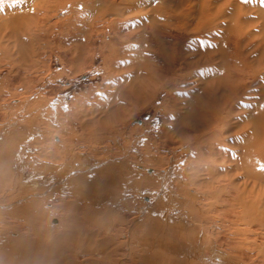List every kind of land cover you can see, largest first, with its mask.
<instances>
[{
    "label": "rangeland",
    "instance_id": "rangeland-1",
    "mask_svg": "<svg viewBox=\"0 0 264 264\" xmlns=\"http://www.w3.org/2000/svg\"><path fill=\"white\" fill-rule=\"evenodd\" d=\"M26 2H27V0H26ZM214 2L216 4L220 3V2L223 3L224 0H220V1L214 0ZM28 3L29 2H27V4ZM10 5H11V0H5V3L3 6L4 10H3V12H0V24H2V29H3V30H1V32L3 33V34L1 33L2 37H0V49L2 50V51L0 50V52H1L0 53V148H1L0 150L2 151L1 154H3V155L5 154V157H3V159L2 158L0 159V160H2L1 161L2 163H5V164H1V162H0V165L2 166V167H0V179H2V180H0V187H1L0 188V214L1 213L6 214V216L8 217V218H6L7 222H11L8 219H10L12 216L13 217L16 216V218L20 217L18 220H19V222L23 223V221H24L23 218H25L26 216L24 214L18 213L16 211V209H17L16 207L21 206L20 202L21 203L23 202V204L25 202V204H27L26 202H29L34 197H36V195L33 197V195H32L33 193L30 194V191L32 188L29 189V187H28V189L30 190L29 191L28 189L26 190L27 187L23 189V187L21 185V187H22V189H21L19 184L15 185V183H16L15 179L17 177H16V172L13 170V168H15V167L17 168V165L18 164L20 165V163L23 166L24 157L22 155H24V153L29 154V152H31L30 156L33 155V156H31V158L33 160V161L31 160L33 162V166L37 167L38 169H41L42 166H46V169H47V166H48L46 178L47 177L49 178L50 175L54 176L55 173L57 172V170H58V172L61 171L60 168L64 164L65 170H63V173L68 174L67 180L70 181V180L76 178L77 176L81 175L80 172L79 173L73 172V169H78L81 167H87V165L90 164L92 161L102 159L103 157H105L107 155H109V156H107L108 158L103 159L100 163H97L96 165H95V163H91L89 165V166H91L90 169L100 170L106 163L108 164V163L113 162L114 160H112V161L110 160V158H111L110 155H112L114 153L113 150L116 147L114 142L118 139H123V141L122 140L121 141L123 143H125L128 147H131V149L136 148L135 151L133 150V153L131 152V155L138 156L139 159L142 160V163L143 162L148 163V164L144 163V164H147V170H144L139 166L138 169H140V172H142V173H140V174L135 173L137 178H138V176L141 178V177H143V173H145L147 175L148 174L152 175L155 171V168L152 166L153 164L149 163V159H155L156 161L158 160V162H159L160 157L162 156V153H165L164 155L167 154L166 156H169V154L172 153L174 156V154H175L174 152H176V155L183 152V150L180 151L181 148L177 149L179 147V143H180L179 140L181 138L180 137L181 133L177 132V129L175 128L174 125L179 124V123H185V120L180 121L182 117L179 115H177V117L175 118V123H171L173 120L170 119V116L173 112L175 114H178V112L175 108H176V106L179 107V103H180V106H183V105L185 106V104L182 103L184 101V102H187L186 104L188 106H190V102H188L189 98L194 97L196 95H199L200 99L203 97V99L201 100V103L199 104V109L203 113L206 112L209 115L213 114V113H211V111L214 112L215 110L220 108V105L222 103L223 104L226 103L227 106H230V104L232 103V101L230 102V100L233 97V95L229 91H227L226 93H223V95H221V97L217 96V98H216L217 101H216L215 107L209 109V107H207L206 104L204 103L206 100V99L204 100V98L206 96H205V89H203V87H204L203 83H194L192 85L190 84L188 87H186L185 90H183V88H180L181 89L180 91H176V89H172V90L167 89L164 87V85L163 86L161 85L159 88L153 89L152 91H148L146 89V87H144V84L146 86L147 81H149V80L152 81L153 83H156L158 81V79H160V77L166 78V77L174 76L172 73L166 72V74L165 73L162 74L160 71H158V68L161 67L162 63L164 64V66L168 67L166 65L167 62L165 61V58H167L169 55H172V53L174 51H178V53H179L178 55L181 56V60H183L185 58L186 63H188V62L195 63V65L202 63L204 66L212 65L210 62L216 61V58L218 56L216 54H217V51H219L218 48H221V47H219V44H220V41L222 42V37L219 36V35H221V34H219V32L215 31V33H214V31L213 32L209 31V33H208V31H202V33L204 35L197 36L195 39H193V37H190L191 38L190 39V38H187L191 35L190 33H187L184 31L183 32L171 31L172 33L174 32L173 35H175V36L180 35V36H176V37L174 36V38H172V39L169 38V36H167L165 39L162 38V40H161L160 39L161 37L153 35L152 29L147 30L146 29L147 26L143 27V25H141L139 23L132 24V22H131L132 19L130 20L131 24L130 23L127 24V28L124 27V23L119 24L120 21L116 25H111L110 27L109 26L106 27L105 26L106 23L104 24V23H101V21H97L99 24L97 25V22H96V25L99 27L95 28V31L86 32L84 34L86 37L82 38L83 43L86 40L88 41L87 42L88 48L86 46H83L81 49L80 45H79L78 49H80L81 51L78 50V52H77V48L75 46V43L78 40L77 37L80 38L81 33L78 31L74 33L72 30H70L68 27H66L69 24V20L71 21V19L69 17L70 13L68 14V12L66 13V11L63 12V10H61L62 8L61 9L57 8V10H59V11L55 10L56 12L54 11L53 12L54 14H51V13L49 14V17H48L49 21H48V19H46V21L44 19L42 22H40L37 25L39 28L45 27L46 29H48L47 31L45 30L46 33L44 32L43 29L41 30L43 33L40 30H38L39 32L36 31L35 29L38 27H36L35 29H34V27H30L29 29L31 31L33 30V32H34V33H32V36H30V34H31L30 30L27 29L28 32H26V33H25V31H24V33H20V30H19L20 29L19 23L22 20L23 15L25 13H28V7H26L25 5L21 6V7H11L12 5L11 6ZM29 9H30V6H29ZM66 9L68 10V7H66ZM184 9H181V11L184 12V14L188 13V10L186 12ZM34 14H35L34 12L32 13L30 11V14H28V15L31 17ZM133 14H135L134 11L132 14H130L128 16H132ZM16 17L18 19H16ZM67 17H69V18H67ZM57 19H58V21H57ZM60 20L61 21L64 20V21L61 22ZM59 21H60V24H59ZM65 22L67 24H65ZM11 24H14V26H12V28H11ZM46 24L50 25L51 27L49 28V26ZM53 24H54V26H53ZM60 25H61V27L65 26L63 30H62L63 27L61 28ZM137 25H140V26H137ZM121 26L124 27V29ZM111 28H113V29H111ZM65 29L67 30V32H65L66 31ZM107 29H108V31H107ZM58 30H60L61 32ZM111 30L112 31L115 30V31H113V33H112ZM122 30H123V32H121ZM124 31H126V32H124ZM35 32L37 33V35L35 34ZM53 33H54V35H53ZM62 33H63V36L61 35ZM76 33H77V35H75ZM116 33L119 35H117ZM184 33H186V35ZM34 34L36 36H34ZM38 34L40 36H38ZM43 34H44V36H43ZM46 34H47V37H46ZM142 36H143V38H142ZM32 37H37V38H35L36 41L39 40L38 43H33L34 45L38 46V44L40 43L39 45H43V46H42V49L40 48L41 50H39V49L36 50V53H35L36 56L35 55L32 56L30 54V59H29V57L27 59V57L25 56L26 53L28 55V53H30V51L32 50V48H31L32 46L30 45V44H32L31 42L34 41V38H32ZM81 37H82V35H81ZM251 37L252 36H250L247 40L245 39V41H243L244 43L241 46V49L243 50V54L244 55H250L251 57L249 56V60H254L258 57V53L261 51L260 56L262 54V56H261L262 58L259 57L260 61H259V59H257V61L260 62V64L262 63V65H264V49L262 47L263 45H261L260 41L257 38L251 39ZM31 38H32V40H31ZM140 38H142L143 40ZM202 38H204V39H202ZM217 38H219V39L221 38L220 41ZM29 39H30V41H29ZM216 39H217V41H216ZM158 40L161 41L164 45L161 42H159ZM144 41L147 44L144 43ZM213 41H214V43H213ZM141 42L144 44V47H142L143 44H141ZM151 42H154V43H151ZM166 42H167V44H166ZM215 42H216V44H215ZM190 43L191 44L193 43V44L191 45ZM196 43H198V44H196ZM212 44L215 45L216 47L208 48L209 45H212ZM28 45H29V47H28ZM204 46L206 47V49ZM197 47L199 49H201L202 51L196 52L195 49ZM227 48H228V50H231L232 45L230 42H229V45ZM139 49H141V50H139ZM147 49L149 51H147ZM203 49L206 52H203ZM211 49H212V51H210ZM82 50H83V52H82ZM193 50H194V52H193ZM40 51H42V52H40ZM79 51L82 53V55ZM24 53H25V55H24ZM113 53H114V55H113ZM137 53H138V55H137ZM158 53L160 56H158ZM198 54H199V56H198ZM209 54H211L212 56L209 57L210 59L208 62L207 61L205 62L204 60H202V61L199 60V57L201 55H203L204 57H207V56H210ZM111 55H112V57H111ZM163 55H164V57H163ZM191 55L194 57H192ZM76 57L80 58V60H79L80 62L78 61V59ZM191 58H193V59H191ZM109 59L111 61H109ZM143 60L144 61L146 60V61L144 62ZM142 62H144V64ZM114 64H116L118 67L115 66ZM35 65H37V66H35ZM148 65H150L151 67ZM152 65H154V66H152ZM114 67H116V68L113 69ZM151 70H152V73L149 72ZM154 71H157V72H154ZM262 71H263L261 74L262 78L259 75L258 79H256L254 84H252L249 87V89H251V88H253V89L248 90V92L245 93L243 97H241L240 99H237L231 105L232 110L235 111V113H233L234 111L230 110V115H229V118H230L229 126H230L231 134L233 136L236 135V136L240 137L239 138L240 141L244 142V143L247 142L249 135L252 134V133L250 134V131L253 132L251 130L252 127L250 128V125L252 126V124L254 122H256V120L258 119V118H256L257 116H255V114L259 110V104L262 100V97H261L262 91L264 89V87H263V85H264V83H263L264 82V70L262 69ZM148 72H149V74H148ZM153 72H154L155 76L153 75ZM136 73L139 75V77ZM208 73H209V70H208ZM212 75L213 74L208 75L210 79H211ZM155 77H156V79H155ZM149 78H151V79H149ZM190 80H192V79H190ZM139 81H141V82H139ZM209 82H211V80H209ZM140 84L142 85V88H140V86H141ZM158 85H159V83H158ZM245 86H247V85L245 84ZM131 88H132V90H131ZM143 88H145V89H143ZM187 88L193 89L188 95L186 94L187 90H188ZM138 89H139V91H138ZM168 90L171 91L170 99H168L169 98L168 97ZM219 91L221 92V90H219ZM137 94H140V95H138V98L136 97ZM212 100L215 103L214 99H212ZM174 103H176L177 105L174 106L175 105ZM124 118H125V120H123ZM164 118H165V120H164ZM248 118H249V120H247ZM239 119H242V120H239ZM254 119H255V121H254ZM119 121H121L122 123ZM109 122H110V124H109ZM114 123H116V124H114ZM117 123H118V125H117ZM122 124H125V126L123 127L124 131H125L124 137H121ZM232 124L233 125L235 124V125L232 126ZM248 124H249V126H248ZM255 124L256 123L253 124L254 128H255ZM239 125L240 126L242 125V126L240 127ZM180 126L185 127L186 123L182 124ZM245 128H247L248 130L245 131L246 130ZM16 130H18V131H16ZM200 130L201 129L199 127L196 130L190 132V134H192L193 132L198 133ZM108 131H110V133ZM111 131L112 132L115 131V132L111 133ZM262 131H263V129H262ZM12 132H14V134ZM162 133H164V134H162ZM259 134H261V133H259ZM63 136H64V139H63ZM226 137L229 138L230 135L226 136ZM246 137H248V138H246ZM140 140H141V142H140ZM63 142L69 144L71 149L73 148L72 151L75 154L77 153V154L81 155V157L78 155L79 158H77L78 160H76V161L75 160L74 161L69 160L68 156L65 158L62 157V159L61 158L59 159L58 157L61 153L57 152V150L55 148L57 146L60 147L61 145H63ZM98 142H100L99 143L100 146H99ZM223 142H224V140H222V142H220V143H223ZM27 144L30 146H28ZM95 144H98V145H95ZM235 145H236V143H235ZM27 146H28L30 151H25ZM164 146H167V147H164ZM173 146L177 150L171 151L170 148ZM98 147H99V149L102 148L101 151L98 149ZM226 147H227V145H226ZM85 148H87V149H85ZM137 148H138V150H137ZM147 148H149L153 151V155H154L153 158L146 156L147 155L146 154ZM96 149H98V150H96ZM215 150H217V146H215ZM21 153H22V155H20ZM54 153H55V155H54ZM6 156H7V158H6ZM16 156L20 159V160H18V164L15 162V164H17V165H15V167L8 166L11 162H12L11 164H13V159H16V161H17L18 158H16ZM5 158L7 160H4ZM63 159H65V161L67 163L65 161H63ZM84 159H87L86 162L84 161ZM181 159L182 158H180V157L178 158L179 161ZM3 160H4V162H3ZM8 161H9V163L7 165ZM4 167L6 168V170ZM19 167H21V166H19ZM1 168H4L5 171ZM161 168L163 169L164 167L163 166L158 167L159 171ZM181 169H185V165L184 166L182 165ZM7 170L10 171L11 173L8 172ZM70 170H72V171H70ZM2 171H4L5 173H3ZM188 172H189V167L186 168V174L185 175H187ZM73 173H75V174H73ZM234 173L235 172H232L231 174L234 175ZM86 174H89V173H87V172L83 173V175H86ZM70 175H73V176L75 175V176L70 177ZM103 175L93 174V175L88 176V178H85V180L83 179V182H80L78 185L77 184H76V186H75V184L72 185V187L75 186L73 189L75 191L74 197H76L79 200L82 197L81 201H83L84 203H88V202L93 201L92 199H94V198H92V196H90V194H93V197H95L96 201L102 200L101 197L102 196L105 197L111 191V189L109 190V188H112V186H113L112 185L113 182L111 180L110 181H108V180L99 181L98 178L100 176H103ZM123 176H124V173H123ZM95 177L96 178L98 177L97 180L95 179ZM128 177L126 176L125 178L127 180L129 179L128 181L129 182L131 181L133 183L132 184V186H133L134 182L131 180V178H128ZM137 178H136V180L140 179V178H138V179ZM189 178L190 177L183 176V178H181V179H183L184 181L187 182V181H190ZM105 179H107V178H104V180ZM126 179H124V180H126ZM187 179H189V180H187ZM55 180L56 179L53 178L52 183H55V185L52 186V188H51L52 190L54 187H56V188H54V190H56L58 188V186H60V184ZM87 180L89 181V186H87V184H88ZM127 180H126V182L129 183ZM175 180L176 179L171 180L172 184L174 182L176 183ZM94 181H96V182H94ZM98 181L100 183L103 182V185H101ZM59 182H61V181L59 180ZM126 182L124 183V185L127 184ZM148 182L150 184L149 183L146 184V186H144V189H142L143 187L141 189L140 188L137 189L134 186L132 187L130 185L131 183H129V185L128 184L126 185V186H128V188L131 186L130 189L135 188L136 190H138L136 192L135 189L134 190L131 189L130 193L131 192L132 193L126 198V201L123 200L124 202L121 201V203H118L120 206L122 205L126 209H124V207L120 208V206L117 203H115V206H114V204L113 205L109 204V206H108V204L106 205V203L100 202L102 205H104L106 212H108L109 214L111 212V216L109 214H107L108 218L113 217V215H114V217L112 219V221L114 223V229H112L108 233V235H107V233H105L104 237L108 238V239L110 238L111 241H110V243L107 244L108 247L106 245H104L103 248H101V250L97 251L98 254L95 252H93V254L92 253H86L84 251L85 250L84 246L86 243H89V239H90V236L86 232H83L82 233L83 235L81 234L82 236L79 235L80 230H74L69 235H63V233L60 232V231H62V226H63L61 220H64L63 219L64 217L62 218V209L60 208V205H59V204H62L60 201V199L62 198V195H61V193H58L57 191H56V193H54V195L49 194L48 187L46 185L43 188V191L47 192V193H45L46 195H44V197L40 196L42 198L39 201H41L42 203L40 202V204H38V202H37L35 204V206L36 205L37 206L36 207L33 206L34 208L31 210V212H32L31 216L36 214L38 211L37 214H39V216L41 217L40 218L41 222H43L42 228L47 230L45 235L38 234L37 240L40 242L39 245L48 246V250H49V248L54 247V246H55V248H51L48 251L47 259L43 258L46 255L40 254V253L35 251V253L33 254V256L31 258L28 259V255H25L22 262H15L14 263L12 261V262H10V264H57V263L58 264H77L78 262H79L78 264H80V263L81 264H84V263L85 264H87V263L88 264H97V263L98 264L99 263L100 264H108V263L109 264H134L136 262H134L133 259L137 260V263H141V260H142V263L145 264L146 261L148 260V255H151L149 253L150 252L152 253L151 250H153L157 247H159L160 249H164L165 245L167 243L168 244H170V242H172V244L175 243L174 242L175 236L172 235L171 232H168L167 234H166V232H162L163 234L165 233L164 234L165 236L163 234L161 236V233L158 232L160 234L161 238L165 237L166 244H164L165 243L164 238L162 240L159 236L157 237V235H159V234H157L155 236L153 234L152 235L145 234V236H147V237L144 238V236H142L143 233L139 232V235H138V233H136L135 237L141 236L140 238H142L143 240L144 239L147 240L149 238L150 240H153L154 244H156L161 239L162 243H160V241L158 243H160V245L163 244V246L162 245L158 246V243H157V245H155L157 247H153V249H151V250L148 249L150 251L144 249V250H146L145 255H146V253L148 255L140 256V260L137 257H135V258L131 257L132 259L130 258L131 259L130 260L128 258V256L125 255L126 254L125 246L121 244L122 239L124 240L123 235L126 233L125 227L128 226V228L130 227L129 229H131L132 224H131V222L130 223H128V222L131 221L133 218L137 217L136 213L139 210L140 203L145 205L146 203H148L150 201L149 197L146 196V195H148L147 191L150 192V191H152V189L154 190V188L156 186L151 181H148ZM224 183L225 182H222V185ZM96 184H98V185H96ZM6 185L8 187L4 188V186H6ZM25 186H26V184H25ZM105 186L106 187L109 186V188H108L109 192L107 191ZM77 187H79V188L77 189ZM90 187L92 189H90V191H88ZM102 187H105L106 190L104 188H103V190L107 194L104 192H103L104 193L103 194L101 192ZM123 187L124 186H122L121 188L124 189L125 187L124 188ZM146 187H148V188H146ZM46 188H47V190H46ZM93 188L97 189L98 191L97 190L95 191ZM186 188L189 189L190 187L186 186ZM191 188H194V187L191 186ZM82 189H85V192L82 191ZM86 189L89 193H86ZM73 190L70 189L68 194L66 195L67 197H70L72 200H74L73 199L74 197H73V195L71 197L70 193L73 192ZM78 190H80L81 192H84V193H81ZM141 190H142V192H140ZM144 190L146 192H144ZM199 190L202 191V192H200V196H203L204 199H202L200 197V199L197 202L196 209L197 210L201 209L202 212H205V214H206V215L204 214L205 219L209 218L208 220L210 222L208 225L210 226V230H211V236L210 235L209 236L213 239V242H214V245L216 246V249H219V250L223 249L224 250V248L226 247L225 249H229L230 251L231 250L233 251V254H232V251L229 252L228 250H224L225 255L230 254V257L231 256L233 257V260H231L230 264H264V237H262V235L260 237L258 236L256 239H254L255 242L253 243L252 242L253 236L249 235V233H246V232H245L246 234H242L241 233L242 228L239 229L238 226H236V225L233 226V224H231V221L233 220L234 217H232L231 214H229V212L226 211V208H225V211L222 209V207L227 206V205H224V201H223V203H220L221 199H217V201H214V199H213V201H214L213 202L214 207H212L213 210L212 209L208 210L209 204L212 202V200L211 201H210V199L207 200L206 190H204L203 188H200ZM94 191H95V193H94ZM79 192H80V194H79ZM100 192H101L102 196L101 195L99 196ZM85 193L88 195L81 196L82 194H85ZM144 193L146 195H144ZM209 194H210V192H209ZM223 196L224 195L221 194L220 198H223ZM85 197H88V198H85ZM89 197H91V198H89ZM76 198H75V200H76ZM83 198H84V200H83ZM187 198L188 197H186V195H181L179 200L182 201V200L187 199ZM86 199L87 200L89 199L88 202L86 201ZM107 199H108V197H107ZM205 199L207 200L206 203L203 202ZM129 200L130 201L131 200H137V201H135L136 203H134V202H130ZM127 201H129V202L126 203ZM83 202L80 203L81 204L80 206H83V204H84ZM137 203H139V205ZM125 204H129L128 205L129 207L125 206ZM116 205H117L118 209H120V211L116 208ZM130 205H132V206H130ZM180 205H182V204H180L178 202V204L175 203L176 207L175 206L174 207L178 208L179 210L186 209V207L180 206ZM216 205H218V206H216ZM110 206H111V209H113V212L111 211V209L109 211ZM137 206H139V207H137ZM130 207H132V208H130ZM182 207H184V208H182ZM127 208L129 210H127ZM114 209L117 212L114 211ZM121 209L124 211H121ZM234 209L239 211V209L237 207ZM216 210L217 211L219 210V212H217ZM15 212H17L19 216ZM4 214H1V216H3ZM119 215H120V217H119ZM31 216H30V218H31ZM121 216H122V218H121ZM178 216L179 215L176 214V216H174V218L178 217ZM198 216L199 215L194 217V216L190 215L188 217V220L186 218V220L188 221V225H190L189 227H193V225H195L197 223L198 219L200 218V216H199V218H197ZM116 217H119L118 218L119 221L117 220ZM121 219H123L122 222H124L125 220L126 221L124 222V224L121 223V225H120L119 222L121 221ZM11 220L13 221V219H11ZM80 220H83V218ZM234 220H236V222H237V218H234ZM53 221H57V223H55ZM115 221L120 226L118 224H116V227H115ZM137 221H139V219L135 220V222H137ZM223 223H225L227 226ZM229 224L233 230L231 229L230 226H228ZM47 225L49 227H52V228L55 227L54 231L49 230ZM117 228H118V230H117ZM121 229H122V232H119ZM131 232H132V230L128 231L127 234H129ZM144 232H145V229H144ZM11 234H13V236ZM56 234H58V235H56ZM117 234L119 235V237ZM59 235H60V237H59ZM70 235L72 238L70 237ZM236 235L239 237H236ZM242 235L245 237V239H244V237L241 238ZM7 236H8V238H13L16 236V233L13 231H10V232L7 231L5 234H3V233L1 234V237H7ZM75 236H76V238L78 237L79 239L82 238L80 240L84 241V242L83 243L77 242L79 239H76ZM106 236H108V237H106ZM130 236H132V235H130ZM62 237L64 239H62ZM65 237L67 238V241L65 240ZM83 237H84V240H83ZM246 237H249L250 239L249 238L246 239ZM166 238H168V239H166ZM234 238H236V239H234ZM72 239H73V241H72ZM157 239H159V240H157ZM170 239L172 241H170ZM116 240L118 242H116ZM134 240H135V238H134ZM154 240L155 241L157 240V241L155 242ZM114 241L116 243H114ZM142 241L141 242L135 241L134 244L133 243H130V244L135 245V246H132L131 248L136 250L139 254L144 255V253H142V252H144L142 249ZM47 242H48V244H47ZM65 242H67V243H65ZM249 242H251L252 244ZM43 243H44V245H43ZM72 243L75 246H73ZM75 243L78 245V247L76 246ZM168 244H167V248L169 247ZM2 245L3 244H1L0 247ZM116 245H118V246H116ZM59 246H61V247H59ZM89 246L91 248V243L89 244ZM57 247H59V248L57 249ZM105 247H107V250H105L106 249ZM120 247H123V248H120ZM61 248H62V250H59ZM108 248H110V249H108ZM159 248H157V249H159ZM63 249L65 251H63ZM72 250H75L76 253ZM77 250L79 251L78 253H77ZM119 250H121V251H119ZM139 250H141V253ZM164 250L167 253H169L168 252L169 250H166V249H164ZM236 250H238V251H236ZM0 251H2V250L0 249ZM51 251H52V254H50ZM117 251L120 253L118 254ZM110 252H112V255ZM115 252H116V254L114 255ZM43 253H45V252H43ZM58 253H60V254H58ZM64 253H65V256H64ZM83 253L85 254V256ZM108 253H110V254L108 255ZM211 253L212 252H210L208 254V252H207V255H213ZM234 253H235V255H234ZM49 254H50V256H49ZM54 254H56V255H54ZM75 254H77V255H75ZM57 255H60L59 258L57 257ZM82 255H83V257H82ZM86 255H88V256H86ZM124 255H125V257H124ZM237 255H239V256H237ZM52 256H53V259H52ZM91 256H92V258H91ZM179 257H180L179 258L180 260H181V258H183L182 255ZM118 259H121V260L119 262H117ZM216 260H218V259H216ZM216 260L214 259L213 261L211 260L212 262H210V261L209 262L207 261V262H208V264H216V262H217ZM138 261H140V262H138ZM237 261L240 263H238ZM170 262H171V259H170ZM0 264H4V263L1 262Z\"/></svg>",
    "mask_w": 264,
    "mask_h": 264
},
{
    "label": "bare ground",
    "instance_id": "bare-ground-1",
    "mask_svg": "<svg viewBox=\"0 0 264 264\" xmlns=\"http://www.w3.org/2000/svg\"><path fill=\"white\" fill-rule=\"evenodd\" d=\"M27 2H29V3L27 4ZM27 2L25 4V6L28 7V13H25L23 15L22 20L19 23L20 24V29H19L20 33H24V31H25V33L28 32L27 29L30 30L29 29L30 27H34V29H35L36 27H38L37 25L40 22H42L44 19H45V21H46V19H48L50 13L54 14L53 12L55 10L59 11V10H57V8H60V9L62 8L61 10H63V12L66 11V13L67 12H68V14L70 13L69 17H70L71 21L69 20V24L66 27H68L74 33L78 31L82 35V37L80 35V38L77 37V39H78L76 41L77 44L75 43V46L77 48V52H78V50H80V49H78L79 45H80L81 49L83 46H86L88 48V43H87L88 41L86 40L83 43L82 38L86 37L84 35L86 32L95 31V28L99 27V26H97L99 24L97 21H101V23H104V24L106 23L105 24L106 27L107 26L110 27L111 25H116L120 21L119 24L124 23V27L127 28V24H129L130 20L132 19L133 20V21L131 20L132 24L139 23V24L143 25V27L147 26L146 29L147 30L152 29L153 35L161 37L160 38L161 40H162V38L165 39L167 36H169V38H171V39L174 38V36H175V35H173L174 32L172 33L171 31H175V32H177V31L183 32L184 31V32L190 33L191 35L187 38L193 37V39H195L197 36L204 35L202 33V31H208V33H209V31H211V32L214 31V33H215V31L219 32V34H221L219 36L222 37V42L220 41L221 38L220 39L217 38V39L220 41L219 47H221V48H218L219 51L216 50L217 51L216 55H218V56L216 58V61L210 62L212 65L204 66L200 62H199L200 64H197V65H195V63H190V62H188L189 63L188 64L185 62V58L183 60H181V56L178 55L179 54L178 51H174L172 53V55H169L167 58H165V61L167 62L166 65L168 67L164 66V64L162 63L161 67L158 68V71H160L162 74H164V73L166 74V72H168V73H172L174 76L166 77V78L160 77V79H158V81H157L159 83V85L157 82H156L157 83L156 84V83H153L152 81L149 80V81H147L146 86L144 84V87H146V89L148 91H152L153 89H157L161 85L162 86L164 85V87L167 89H171V90L176 89V91H180L181 90L180 88H183V90H185L186 87H188L190 84L192 85L194 83H203V85H204L203 89H205V96H206L204 98V100L206 99L204 103L206 104L207 107H209V109L215 107L216 101H217V99H216L217 96L221 97V95H223V93H226L227 91H229L233 95V97L230 100V102L232 101L230 106H227L226 103H224V104L222 103L220 105V108H218L214 112L211 111V113H213L212 115H209L206 112L203 113L199 109V104L201 103V100L203 99V97L200 99L199 95H196L194 97L189 98L188 102H190V106H188L186 104L187 102H184V101L182 103H184L185 106L184 105L180 106V103H179V107H178V106H176L177 104L174 103L175 104L174 106H176L175 109L177 110L178 114H175L174 112L171 114L170 119L173 120V121L171 120L172 121L171 123H175V118L177 117V115L182 117L180 121L185 120V123H186L185 127L180 126V125L185 124V123H179V124L174 125L175 128L177 129V132L181 133V136H180L181 138H180V140L178 139L180 143H179V147L177 149L181 148L180 151L183 150V152L180 154H177V155H176V152H174L175 153L174 156L172 153H170L169 156H166L167 154L164 155L165 153H162V156L160 157L159 162H158V160L156 161L155 159H149V163L153 164L152 166L155 168V171L152 175L148 174L149 176L147 174L143 173V177L140 178L138 176V178H140L139 180H136L137 176L135 175V173L136 174L142 173V172H140V169H138L139 166L142 169L147 170V164L148 163L147 162L142 163V160H140L138 156L131 155V152L133 153V150L135 151L136 148L131 149V147H128L125 143L122 142L123 139H118V140H116L117 142L116 141L114 142L116 147L113 150L114 153L111 151L113 154L110 155V157H111L110 160L111 161L114 160L113 162L108 163V164L106 163L100 170H92V169H90L91 166H89L91 163H95V165H96L97 163H100L103 159L108 158L107 156H109V155H107V156H105L99 160L93 159L94 161H92L90 164H88L87 167H81L78 169H73V172H78V173L80 172L81 175L77 176L74 179L71 178L72 180H70V181L67 180L68 174L63 173V170H65L64 164L60 168L61 171L58 172V170L56 169L57 172L55 173L54 176L50 175L49 178L48 177L46 178L48 166H47V169H46V166H42V168L40 167L41 169H38L37 167L33 166V162H32L33 160L31 158V156H33V155L30 156L31 152H29V154L24 153V155H22V153L20 154L24 157L23 166L20 162H19L20 165L18 164V160H20L19 159L20 157L18 155L17 156L19 158L16 156V158H18L17 161H16V159H13L14 158L13 157L12 158L13 164H11L12 163L11 162L10 163L11 165L10 164L8 165V163H9V161H8L7 165L15 167V165L18 164L19 166H21V167H19L17 165V168L16 167L13 168V170L16 172V177H17V178L15 177L16 178L15 179L16 180L15 185L19 184L20 187L22 185L23 189L27 187L26 190L28 189V187H29V189L32 188L31 191L29 189L28 190L30 191V194L33 193L32 194L33 197L35 195H36V197H34L29 202H26L27 204H25V202H24L25 205L23 204V202L22 203L20 202L21 206L16 207L17 208L16 211L18 213L24 214L26 216L25 218H23V220H24L23 223L19 222L18 219L20 217L16 218V216L15 217L12 216L10 219H8L11 222H7L6 218H8V217L6 216V214L1 213V214H4L3 216H1V214H0V245L3 244L0 247V249L2 250V251H0V263L2 262L4 264H10V262H12V261L14 263L15 262H22L25 255H28V259H29L33 256L35 251L40 253V254L46 255L43 258L47 259L48 251L51 248H55V246L53 245L54 247H51L48 250V246L39 245L40 242L37 240L38 234L45 235L47 230L42 228L43 222H41V219H40L41 217L39 216V214H37L38 211H37V213L35 212L36 214L31 216L32 215L31 210L37 206V205L35 206V204L37 202H38V204H40V202H41V201H39L42 198L40 196L44 197V195H46L45 193H47V192L43 191V188L46 185L48 187L49 194L54 195V193H56V191H57L58 193H61V195H62V198L60 199L62 204H59V205H60V208L62 209V218L64 217L63 218L64 220H61L63 226L61 225L62 231H60V232L63 233V235H69L74 230H80L79 235H81L83 232H86L90 236V239H89V243H86V242H85L86 244L84 243L85 244V246H84L85 250L84 251L86 253H92V254H93V252L97 253V251L101 250V248H103L104 245L107 246V244L110 243V241H111L110 238H109L110 239L109 240L108 238L104 237L105 233H107V235H108V233L112 229H114V223L112 221L114 215L112 214L113 217L108 218L107 214H109V213L106 212L104 205H102L100 202L106 203V205L108 204V206H109V204H112V205L114 204V206H115V203L118 204V203H121V201L124 202L123 200L126 201V198L132 193V192L130 193V191L132 189V188L130 189V187L133 184L131 181L130 182L128 181L129 179L127 180L125 178L126 176L127 177L129 176L128 178H131V180L134 182L133 186L137 189H139V188L141 189L142 187H143L142 189H144V186H146V184L149 183L148 181H151L152 183H154L156 185L154 190L152 189V191H150V192L147 191L148 195H146L144 193V195L149 197L150 201L148 203H146L145 205L140 203V207L137 206V207H139V210L137 209L138 212L136 211L137 217L133 218L131 221L128 222V223L131 222V224H132L131 229H129L130 227L128 228V226L125 227L126 233L123 235L124 240L122 239L121 244L125 246V249H126L125 255H127L129 259L131 257H133V258L137 257L140 260V256L148 255L147 253L145 255L146 250H148V249L151 250V249H153V247H157L155 245H157V243L159 241H160V243H162L163 238L165 240V237L161 238L159 233H161V236H162V234H163L162 232H166V234L168 232H171L172 235L175 236L174 237L175 243H173V244H172V242H170V244L167 243L169 245V247L167 248V244H166V240H165L164 244H166V245H165V248L163 247L164 249L169 250L168 251L169 253H167L164 249H160L159 247H157L159 249L155 248V249L151 250L152 253L148 252L151 255H148V260L146 261L147 264H208L209 261L212 262L214 259L215 260L218 259V260H216L217 261L216 264H230L231 260H233V257L232 256L230 257V254L225 255L224 250H228L229 252H231L232 250L230 251L229 249H225L226 247L224 248V250L221 249L220 247L219 248L221 250L216 249V246L214 245L213 239L210 237L211 236V230H210V226L208 225L210 222L208 220L209 218L207 217L208 219H205V216H204L205 212H202L201 209L200 210L196 209V205H197V202L200 199V197L202 199H204L203 196H200V192H202L199 190L200 188H203L204 190H206L207 200H209V199H210V201L212 200V202L209 204L208 210L209 209L211 210L212 207H214V205H213L214 201H217V199H221L222 202L220 201V203H223V201H224V205H227L224 207L221 206L222 209L225 211V208H226V211H228L232 217L237 218V222L233 218V220L231 221V224H233V226L234 225L238 226L239 229L242 228V230H241L242 234L249 233V235L253 236V241H252L253 243L255 242L254 239H256L258 236L260 237L262 235V237H264V171H261V169H264V89L262 91V96H261L263 101L261 100V102L259 104V110H258V112L256 111L257 113L255 114V116H257L256 118H258V119L256 120V122H254L255 119L253 121L254 123H256L255 128L253 126L254 123L252 124V126L250 125V128L251 127L253 128V129L251 128V130L253 132L250 131V134L251 133L252 134L249 135V138L246 137V138H248L247 142L246 143L241 142L239 139L240 137H238L236 135L233 136L231 134L230 126H229V123H230L229 115H230V110H232L231 105L237 99H240L241 97H243L244 94L248 92V90L253 89V88L249 89V87L252 84H254L256 79H258L259 75L261 77V74L263 72L262 69L264 70V65H262V63L260 64V62L257 61V59H259V61H260L259 57L262 56V54L260 56L261 51L258 53V57L256 59L249 60L250 55H244L243 50L241 49V46L244 43L243 41H245V39L247 40L250 36H252L251 39L257 38L260 41L261 45H263L262 47L264 49V0H250L249 4H247V5H245L244 3H241V0H224L223 3L220 2L217 4L214 2V0H27ZM21 6H24V5H21ZM21 6H17V7H21ZM29 6H30V9H29ZM66 7H68V10L66 9ZM181 9H184L186 12L188 10V13L184 14V12H182ZM30 11L32 13L33 12L35 13L31 17L28 15V14H30ZM133 11L135 12V14H133L132 16H128V15L132 14ZM69 17H67V18H69ZM16 19H18V18L16 17ZM48 21H49V19H48ZM57 21H58V19H57ZM60 21H59V24H60ZM62 21H64V20H62ZM96 22H97V25H96ZM65 24H67V23L65 22ZM46 25H48V24H46ZM12 26H14V24H11V28H12ZM48 26H49V28L51 27L50 25H48ZM53 26H54V24H53ZM137 26H140V25H137ZM60 27H61V25H60ZM64 27L62 28V30L64 29ZM124 27H122V28L124 29ZM42 29L44 30L45 33L48 30L45 27H42V28L38 27L35 30L41 31ZM111 29H113V28H111ZM1 30H3L2 24H0V37H2ZM58 31H60V30H58ZM107 31H108V29H107ZM113 31H115V30H113ZM113 31H112V33H113ZM65 32H67V30ZM121 32H123V30ZM124 32H126V31H124ZM30 33H31L30 36H32V33H34L33 30L32 31L30 30ZM35 34L37 35L36 32H35ZM35 34H34V36H36ZM44 34H43V36H44ZM184 34L186 35V33H184ZM53 35H54V33H53ZM61 35L63 36V33ZM75 35H77V33ZM117 35H119V34H117ZM38 36H40V35L38 34ZM176 36H180V35H176ZM46 37H47V34H46ZM32 38H34V41H35V42L32 41L31 42L32 44H30L32 46L31 47L32 50L30 51V53H28V55H27V53H26V55L24 53V55L27 57V59H28V57L30 59V54L32 56L35 55L36 50L37 49L41 50L42 46H43V45H39L40 43L38 44V46L34 45L33 43H38L39 40L36 41L35 38H37V37H32ZM32 38H31V40H32ZM142 38H143V36H142ZM142 38H140V39H142ZM202 39H204V38H202ZM217 39H216V41H217ZM29 41H30V39H29ZM159 42H161V41H159ZM229 42L232 45L231 50H228V48H227L229 45ZM144 43H146V42L144 41ZM151 43H154V42H151ZM213 43H214V41H213ZM141 44H143V43L141 42ZM166 44H167V42H166ZM196 44H198V43H196ZM215 44H216V42H215ZM28 47H29V45H28ZM142 47H144V44ZM198 47L196 49L194 48L195 51L201 52L202 50L199 49ZM208 48H210V47H208ZM141 49H139V50H141ZM205 49H206V47H205ZM42 51H40V52H42ZM147 51H149V50L147 49ZM210 51H212V49ZM82 52H83V50H82ZM193 52H194V50H193ZM203 52H206V51H204V49H203ZM81 55H82V53H81ZM113 55H114V53H113ZM137 55H138V53H137ZM209 55L210 56H207V57H204L203 55H201L199 57V60L200 61L204 60L205 62L206 61L208 62L210 59L209 57L212 56L211 54H209ZM158 56H160L159 53H158ZM198 56H199V54H198ZM111 57H112V55H111ZM163 57H164V55H163ZM192 57H194V56H192ZM77 59H78V61L80 60V58H77ZM191 59H193V58H191ZM109 61H111V60L109 59ZM144 62H142V63L144 64ZM114 65L117 66L116 64H114ZM35 66H37V65H35ZM148 66H150V65H148ZM152 66H154V65H152ZM115 68L116 67H114L113 69H115ZM208 70H209V73H208ZM149 72L152 73V70ZM149 72H148V74H149ZM154 72H157V71H154ZM154 72H153V75H154ZM209 74H213L211 79L208 76ZM138 77H139V75H138ZM151 78H149V79H151ZM155 79H156V77H155ZM190 79H192V80H190ZM209 80H211V82H209ZM139 82H141V81H139ZM245 84L247 86H245ZM263 87H264V85H263ZM140 88H142V85L140 86ZM143 89H145V88H143ZM187 89L188 90H187L186 94L188 95L193 89L192 88H187ZM131 90H132V88H131ZM219 90H221V92ZM138 91H139V89H138ZM138 95H140V94L136 95L137 98H138ZM170 95H171V91L168 90V97H169L168 99H170ZM212 99H214L215 103L213 102ZM232 111H234V110H232ZM233 113H235V111ZM123 120H125V118ZM164 120H165V118H164ZM239 120H242V119H239ZM247 120H249V118ZM119 122H121V121H119ZM109 124H110V122H109ZM114 124H116V123H114ZM117 125H118V123H117ZM234 125L232 124V126H234ZM124 126H125V124H122L121 137H124V135H125L124 134L125 131L123 128ZM248 126H249V124H248ZM199 127L201 130L198 133L193 132L192 134H190V132L196 130ZM245 129H246L245 131L248 130L247 128H245ZM262 129H263V131H262ZM16 131H18V130H16ZM108 132L110 133V131H108ZM113 132H115V131H113ZM113 132L111 131V133H113ZM12 133L14 134V132H12ZM259 133H261V134H259ZM162 134H164V133H162ZM229 135H230L229 138L226 137ZM63 139H64V136H63ZM222 140H224V142L220 143V142H222ZM100 142H98V144ZM140 142H141V140H140ZM235 143H236V145H235ZM98 144H95V145H98ZM226 145H227V147H226ZM28 146H30V145H28ZM28 146H27L25 151H30ZM99 146H100V144H99ZM215 146H217V150H215ZM57 147L55 149L57 150V152L61 153L58 157L59 159L60 158L62 159V157L65 158L68 156L69 160H72V161L75 160L76 161V160H78L77 158H79V156L81 157V155H79L77 153H76L77 154L76 155L72 151L73 148L71 149L69 144H67L65 142H63V145H61L60 147L59 146H57ZM164 147H167V146H164ZM149 148H147V152H146L147 155L146 156L153 158V156H154L153 151ZM85 149H87V148H85ZM98 149H99V147H98ZM98 149H96V150H98ZM101 149H99V150L101 151ZM177 149L174 146L170 148L171 151L177 150ZM137 150H138V148H137ZM1 153H2V151L0 150V159L1 158L3 159V157H5V154L3 155ZM54 155H55V153H54ZM179 157L182 158L180 161L178 160ZM6 158H7V156H6ZM6 158L4 160H7ZM4 160H3V162H4ZM86 160L87 159H84L85 162H86ZM1 161L2 160H0V162ZM63 161H65V159H63ZM15 162L17 164H15ZM144 163H147V164H144ZM1 164H5V163L1 162ZM182 165L183 166L185 165V169H181ZM161 166H163L164 168L163 169L161 168L159 171L158 167H161ZM0 167H2V166L0 165ZM187 167H189V172L187 175H185ZM4 168H1V169L4 170ZM5 170H6V168H5ZM4 171H2V172L5 173ZM70 171H72V170H70ZM8 172H10V171H8ZM86 172L89 174L83 175V173H86ZM232 172H235L234 175L231 174ZM123 173H124V176H123ZM73 174H75V173H73ZM93 174H96V175H98V174L103 175L104 174L105 176L103 175V176H100L99 178L97 177L99 179V181H106V180L110 181L111 180L113 182V184H112L113 186L111 185L112 188H109V186L108 187L105 186L107 191H108V188H109V190L111 189L110 192L108 191L109 192L108 194L103 190V188L105 189V187H102L101 192L106 193L108 195V196L106 195L108 197V199L106 196L103 197L101 195V192H100V194L99 193L98 194H99V196L100 195L102 196L101 197L102 200L96 201L95 197H93V194H90V196H92V198H94V199H92L93 201L88 202L89 199L88 200L86 199V201L88 203H84L83 201H81L82 197L80 200L77 199L76 197H74L75 191L73 189L76 186V184L78 185L80 182H83V179L85 180V178H88V176L93 175ZM72 176L73 175H70V177H72ZM183 176L190 177L189 178L190 181L186 182L183 179H181V178H183ZM103 177L107 178V179L104 180ZM53 178H55L56 179L55 181H57L60 184V186H58V188L56 190H54V188H56V187H54L53 190L51 189L52 186L55 185V183H52ZM97 178L95 177L96 180H97ZM124 179H126L129 183H131L130 184L131 186L129 188H128V186H126L127 184L129 185V183H127L126 180H124ZM173 179H176L175 180L176 183L174 182L172 184L171 180H173ZM189 179H187V180H189ZM0 180H2V179H0ZM59 180L61 182H59ZM94 182H96V181H94ZM125 182L127 184L124 185ZM222 182H225V183L222 185ZM25 184H26V186H25ZM74 184H75V186L72 187V185H74ZM100 184L103 185V182H101ZM96 185H98V184H96ZM87 186H89V181H88ZM122 186H124V187L126 186V187L125 188L123 187L124 189H122L121 188ZM186 186L190 187V188L187 189ZM191 186H193L195 189L191 188ZM5 187H8V186L6 185V186H4V188ZM22 187H21V189H22ZM69 188L72 189L74 192V193L73 192L70 193L71 197L73 195L74 200H72L70 197L66 196L70 190ZM78 188L79 187H77V189ZM146 188H148V187H146ZM90 189H92V188L90 187L88 191H90ZM134 189H132V190H134ZM46 190H47V188H46ZM94 190L96 191L97 189H94ZM78 191H80V190H78ZM82 191L85 192V189H82ZM88 191L86 189V193H89ZM95 191H94V193H95ZM137 191L138 190H136V192ZM80 192H79V194H80ZM84 192H81V193H84ZM140 192H142V190ZM144 192H146V191L144 190ZM209 192H210V194H209ZM86 193L82 194L81 196L88 195ZM221 194L224 195L223 198H220ZM181 195H186V197H188V198L184 199V200L181 199L182 201H180L179 199H180ZM75 198H76V200H75ZM85 198H88V197H85ZM89 198H91V197H89ZM213 199H214V201H213ZM83 200H84V198H83ZM207 200L205 199L203 202L206 203ZM129 201H127L126 203H128ZM135 201H137V200H131L130 202L136 203ZM82 202L84 204H83V206H80L81 205L80 203H82ZM178 202L180 204H182L180 206H184V207H186V209L179 210L178 208H175L176 207L175 203L178 204ZM129 204H125V206H128ZM137 204L139 205V203H137ZM111 206L109 208V211L111 209ZM130 206H132V205H130ZM216 206H218V205H216ZM121 207H124V206L121 205L120 208ZM184 207H182V208H184ZM236 207L239 209V211L234 209ZM116 208L118 209L117 205H116ZM130 208H132V207H130ZM124 209H126V208L124 207ZM118 210L120 211V209H118ZM127 210H129V209L127 208ZM111 211L113 212V209H111ZM114 211H116V210L114 209ZM121 211H124V210L121 209ZM17 212H15V213H17ZM217 212H219V210ZM18 213H17V215H18ZM176 214L179 216L174 218V216H176ZM109 215L111 216V212ZM120 215H119V217H120ZM190 215H192L194 217H196L197 215L200 216V218H199V216L197 217L199 219H198L197 223L195 225H193V227H189L190 225H188L187 220H188V217ZM30 216H31V218H30ZM119 217H116L118 221H119V219H118ZM82 218H83V220H80ZM121 218H122V216H121ZM186 218H187V220H186ZM11 219H13V221ZM123 219H121V221L119 222L120 225H121V223L124 224V222L126 221L125 220L124 222H122ZM137 219H139V221L135 222V220H137ZM53 222L57 223V221H53ZM116 224H118V223L115 221V227H116ZM223 224H225V223H223ZM228 226H230V224ZM143 228L145 229V232H144ZM48 229L51 231H54L55 227L52 228V227L48 226ZM231 229H232V227H231ZM117 230H118V228H117ZM131 230H132V232L127 234L128 231H131ZM7 231L15 232L16 236L13 238H8V236L7 237H1V234L2 233L5 234ZM119 232H122V229ZM139 232L143 233L142 236H144V238L147 237V236H145V234H147V235L153 234L154 236L159 234V235H157V237L159 236L162 240L159 238L160 240L157 239L159 241L156 244H154L153 240H150L149 238L147 240H145V239L143 240L142 238H140L141 236L135 237V234L138 233V235H139ZM153 232L154 233L156 232V233L154 234ZM11 235L13 236V234H11ZM56 235H58V234H56ZM130 235H132V236H130ZM59 237H60V235H59ZM66 237H65V240L67 241ZM70 237H71V235H70ZM106 237H108V236H106ZM118 237H119V235H118ZM236 237H239V236L236 235ZM242 237H244V236L242 235L241 238ZM75 238H76V236H75ZM134 238H135V240H134ZM247 238H249V237H246V239ZM62 239H64V238L62 237ZM76 239H79V238L77 237ZM80 239H82V238H80ZM80 239L77 242L83 243L84 241H81ZM166 239H168V238H166ZM234 239H236V238H234ZM244 239H245V237H244ZM83 240H84V237H83ZM72 241H73V239H72ZM135 241H137V242L142 241V249L144 251L142 253H144V255L139 254L136 250L131 248L132 246H135V245H133ZM170 241H172V240L170 239ZM116 242H118V241L116 240ZM116 242L114 241V243H116ZM65 243H67V242H65ZM90 243H91V248L89 246ZM130 243H133V244L131 245ZM160 243H158V246L160 245ZM249 243H251V242H249ZM47 244H48V242H47ZM43 245H44V243H43ZM161 245L163 246V244H161ZM61 246H59V247H61ZM73 246H75V245L73 244ZM76 246L78 247L77 244H76ZM116 246H118V245H116ZM59 247H57V249ZM107 247H105L106 248L105 250H107ZM120 248H123V247H120ZM108 249H110V248H108ZM144 249H146V250H144ZM59 250H62V248ZM150 250H148V251H150ZM63 251H65V250L63 249ZM72 251L75 252V250H72ZM119 251H121V250H119ZM139 251L141 253V250H139ZM236 251H238V250H236ZM43 252H45V253H43ZM78 252L79 251L77 250V253ZM207 252H208V254L210 252H212L211 254H213V255H207ZM110 253L112 255V252H110ZM110 253H108V255ZM119 253L120 252H118V254ZM50 254H52V251L50 252ZM50 254H49V256H50ZM58 254H60V253H58ZM115 254H116V252L114 253V255ZM232 254H233V251H232ZM54 255H56V254H54ZM75 255H77V254H75ZM88 255H86V256H88ZM125 255H124V257H125ZM181 255L183 258H181V260H180L179 256H181ZM234 255H235V253H234ZM59 256L60 255H57L58 258H59ZM64 256H65V253H64ZM84 256H85V254H84ZM237 256H239V255H237ZM82 257H83V255H82ZM91 258H92V256H91ZM52 259H53V256H52ZM170 259H171V262H170ZM120 260L121 259H118L117 262H119ZM133 260H134V262L137 263V260H135V259H133ZM138 262H140V261H138ZM136 263H134V264H136ZM141 263H142V260H141ZM141 263H137V264H141ZM238 263H240V262H238Z\"/></svg>",
    "mask_w": 264,
    "mask_h": 264
},
{
    "label": "snow or ice",
    "instance_id": "snow-or-ice-1",
    "mask_svg": "<svg viewBox=\"0 0 264 264\" xmlns=\"http://www.w3.org/2000/svg\"><path fill=\"white\" fill-rule=\"evenodd\" d=\"M250 0H241V3H244L245 5L249 4ZM5 0H0V12H3ZM26 0H11L12 7H17L21 5H25ZM209 47H215V45H209ZM261 171H264V169H261Z\"/></svg>",
    "mask_w": 264,
    "mask_h": 264
}]
</instances>
